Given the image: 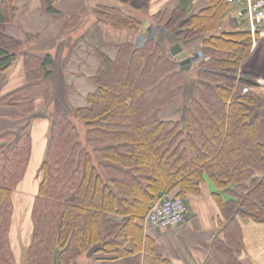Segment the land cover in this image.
<instances>
[{
    "label": "trees",
    "instance_id": "obj_1",
    "mask_svg": "<svg viewBox=\"0 0 264 264\" xmlns=\"http://www.w3.org/2000/svg\"><path fill=\"white\" fill-rule=\"evenodd\" d=\"M208 1L195 15L180 8L156 15L170 36L205 35L183 120L160 118L183 96L187 82L163 37L142 46L128 37L108 43L99 30L83 37L65 65L67 109L56 108L46 85L51 56L23 51V43L5 31L15 14L13 1L0 3V72L20 56L25 80L0 102L8 109L6 118L27 120L18 131L0 134V264H17L9 239L13 194L31 158L34 118L48 119L49 127L24 264H172L153 250L145 217L164 196L199 195L206 179L232 198L219 201L226 225L215 247L228 264H240L238 218L264 224L259 86L257 77L242 69L250 31L215 33L227 4ZM99 17L133 31L141 25L112 8H103ZM42 86L36 99L34 91Z\"/></svg>",
    "mask_w": 264,
    "mask_h": 264
},
{
    "label": "crops",
    "instance_id": "obj_2",
    "mask_svg": "<svg viewBox=\"0 0 264 264\" xmlns=\"http://www.w3.org/2000/svg\"><path fill=\"white\" fill-rule=\"evenodd\" d=\"M2 1L0 0V3ZM12 1L15 14L5 25V31L9 36L23 43L24 52L40 58L51 56L52 73L46 85L54 95L55 101L64 100L65 65L71 50L83 37L95 33L98 30L97 25L106 23L99 17L103 8L125 12L139 21L141 25L137 36L144 38L154 26V22H157L156 15L165 9L180 8L188 15H195L209 6L208 0H51L49 7L45 6L44 0ZM237 11L235 6L227 5L215 33L249 30L247 22L237 15ZM204 38L205 35H200L191 40H183L167 35L163 44L169 52L172 46L179 44L190 57L194 54V57H197V53L203 47ZM193 64L186 71L187 82L183 96L179 99L181 105L188 104L194 95L196 75ZM242 69L264 80V39H257L254 43L251 37L250 54L245 59ZM24 82L22 58L18 56L11 68L0 72V101L7 94L21 87ZM255 91L258 97L256 111L259 115L257 140L262 143L264 142V86H259ZM41 92L42 88L34 91V97L38 99ZM177 110L179 119L183 120L185 109L179 107ZM7 111L8 109L0 102V134L18 131L27 122L26 119L13 121L6 118L4 115ZM170 117L164 120H172L169 119ZM48 126L49 122L46 118L31 122V158L25 177L13 194L14 211L9 239L17 264L23 263L22 253L30 241V210L38 187V179L35 176L44 156L45 133ZM262 180L264 182V175ZM230 199L231 196L217 189L206 179L199 195L189 194L183 198L187 208L183 223L169 229L152 228L145 223V232L153 242V250L168 257L172 264H228L226 255L217 250L215 244L223 240L222 228L226 225L220 216L219 201L225 203ZM238 222L243 243V249L238 255L239 263L264 264V224L246 218H238ZM19 226L21 233L17 232ZM81 260L86 259L81 258Z\"/></svg>",
    "mask_w": 264,
    "mask_h": 264
},
{
    "label": "built area",
    "instance_id": "obj_3",
    "mask_svg": "<svg viewBox=\"0 0 264 264\" xmlns=\"http://www.w3.org/2000/svg\"><path fill=\"white\" fill-rule=\"evenodd\" d=\"M228 6H235L237 15L249 26L253 42L264 39V0H225ZM201 59V58H200ZM196 62L198 61L195 60ZM256 84L264 86V80L257 78ZM248 88L243 89L246 93ZM187 212L184 201L179 197L164 196L151 205L145 223L160 229L175 228L184 221Z\"/></svg>",
    "mask_w": 264,
    "mask_h": 264
},
{
    "label": "rangeland",
    "instance_id": "obj_4",
    "mask_svg": "<svg viewBox=\"0 0 264 264\" xmlns=\"http://www.w3.org/2000/svg\"><path fill=\"white\" fill-rule=\"evenodd\" d=\"M113 10H116V9H113ZM156 21L157 22H154V26L151 27V29L149 30V33H147V35L144 38H143V36H140V35L137 36L139 34V29L137 31H133V30H130V29L126 28V27L117 26V25L115 26L114 24H112L110 22H106V23H104L103 25H100V26L97 25L96 29H98L102 34H104L103 36L105 37V41L108 42V43H115V42H118L120 39H124L125 37H128V39H131L134 42H135L136 38H138L137 41L135 42V45L136 46H142V44L146 40H148L149 38H154L155 40H159V39H161V37H163L164 39L167 38V35L169 34L167 32V29L164 27L163 24L158 22V19H156ZM197 54L198 55L195 58H197L198 61H199V60H201L200 58H201L202 55L200 53H197ZM192 57H193V55H192ZM193 67H194V64H193ZM41 88L43 89V86ZM41 88H37L36 90H40ZM36 90H35V92H36ZM59 106H60V108L62 107L63 109H67V105L65 104V100H63V101L62 100H60V101L56 100L55 103H54V107L57 108ZM186 106H187L186 103L181 105L180 101L177 100L173 104L169 105L168 109L166 107L163 110V112L161 113L160 118L164 120V119H167V117L171 116L169 119H172V120L179 119L180 116H178V110L177 109H179V107L180 108L183 107V109H185ZM39 119L40 118H34L33 120L36 121V120H39ZM30 129H31V125H30ZM82 132H83V130H82ZM45 134H46L45 137H47L48 128H47ZM37 172H38V170H37ZM35 177L38 179L37 174H36ZM22 218L23 217H21V220H22ZM22 224H23V222H22ZM21 227H22V225H21ZM20 229L21 228L19 226L18 230H17L18 233L19 232L21 233ZM17 237H18V235H17ZM25 250H26V248H24L23 253H22V256H23V263L22 264H24V253H25Z\"/></svg>",
    "mask_w": 264,
    "mask_h": 264
},
{
    "label": "water",
    "instance_id": "obj_5",
    "mask_svg": "<svg viewBox=\"0 0 264 264\" xmlns=\"http://www.w3.org/2000/svg\"><path fill=\"white\" fill-rule=\"evenodd\" d=\"M170 54L178 60L179 65L183 71H188L191 68L192 59L187 54V52H185L181 48L179 44H175L174 46H172V48L170 49Z\"/></svg>",
    "mask_w": 264,
    "mask_h": 264
}]
</instances>
